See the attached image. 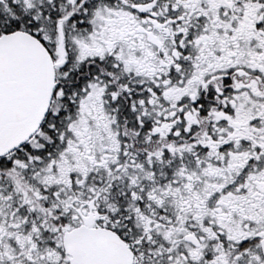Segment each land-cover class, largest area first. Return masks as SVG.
Segmentation results:
<instances>
[{"label":"snow or ice","instance_id":"6c2138e0","mask_svg":"<svg viewBox=\"0 0 264 264\" xmlns=\"http://www.w3.org/2000/svg\"><path fill=\"white\" fill-rule=\"evenodd\" d=\"M0 264H264V0H0Z\"/></svg>","mask_w":264,"mask_h":264}]
</instances>
